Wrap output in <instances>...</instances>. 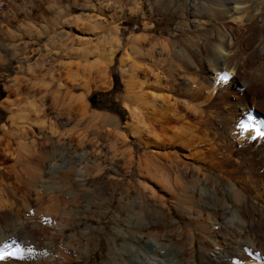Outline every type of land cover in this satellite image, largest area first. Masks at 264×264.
Returning a JSON list of instances; mask_svg holds the SVG:
<instances>
[{
    "label": "bare ground",
    "instance_id": "6f19581e",
    "mask_svg": "<svg viewBox=\"0 0 264 264\" xmlns=\"http://www.w3.org/2000/svg\"><path fill=\"white\" fill-rule=\"evenodd\" d=\"M20 1L0 0V64L16 62L1 105L0 264L88 263L100 242L69 233L73 209L108 170L126 220L105 264L264 263V0ZM73 6L98 14L69 17ZM137 15L142 29L124 36ZM164 16L177 27L154 34ZM22 18L45 23L24 30L49 47L32 63L39 49L7 27ZM115 60L123 118L86 100L109 88Z\"/></svg>",
    "mask_w": 264,
    "mask_h": 264
},
{
    "label": "rangeland",
    "instance_id": "374dc122",
    "mask_svg": "<svg viewBox=\"0 0 264 264\" xmlns=\"http://www.w3.org/2000/svg\"><path fill=\"white\" fill-rule=\"evenodd\" d=\"M28 1V0H23ZM55 1V0H54ZM75 3L78 2V4H81L83 2L79 0H74ZM73 0H62L63 7L67 8L66 6H72L71 4L74 3ZM18 4H21L20 0H16ZM93 3H95L93 1ZM30 11L32 9H29ZM37 12L33 8V12ZM69 13V17H72L73 15H93L98 14L97 12H91L89 9L82 10V8H77L76 6L72 7L71 11H67ZM20 19V17H19ZM29 19L22 18L20 21H16L12 23L11 25L7 26L8 29H10L11 32H13L18 37L21 35L25 36L23 41L21 39H16V47L21 46L22 43H27L31 47H35L39 49V53H35L34 56L30 59V63L34 62L38 59L39 54L43 53L45 49H49V47H44V45H47L46 38L43 39V41L39 43H35V38L33 35H26L24 34L25 31H29L28 23H31L34 25V27L41 29L42 25H44V22H33L32 20L29 22ZM121 21H124L123 19ZM177 17L175 16H164L162 18H157L154 21V34H160V33H168L169 31H173L175 27H177ZM142 18L140 15L137 16H131L124 22H120V29L125 30L124 36H126L127 30L133 31V32H139L140 29H142ZM37 23V24H36ZM10 27V28H9ZM139 29V30H138ZM95 34V33H94ZM87 39H89L88 42H91L90 45L97 46L100 40L97 39L99 34H89L84 32L83 34ZM98 35V36H97ZM30 37V38H29ZM8 41H5V44H7ZM97 42V43H96ZM96 43V44H95ZM95 44V45H94ZM48 46V45H47ZM3 54V53H1ZM33 55V53H31ZM93 58L90 57V61H92ZM117 60H115L114 64L111 66L110 71V85L109 88H93L87 95V102L89 107L92 110L105 112L107 114H110L112 116H120L121 118L124 117L125 111L122 108L120 96L123 94V84L121 82L120 74L118 72V65ZM102 66L101 64H98V66L90 69L85 70V80L88 84L91 86L95 83H97L99 79V74L97 73V70ZM16 73V62L12 61L10 63H3L0 64V135L2 133L1 127L2 125L9 126L8 122V116L9 114L4 110V108L1 106L4 104L2 100L5 97L6 92L3 89L4 82L12 77ZM101 146H98V149L101 151L106 150L105 142L101 141ZM84 150L89 152V156H91L92 148L85 146ZM114 168H119L117 165L113 166ZM113 168V169H114ZM111 169V168H110ZM119 171V169H117ZM120 172V171H119ZM110 170H108V173L98 175V177L94 178H88L86 184L84 185L82 189V194L79 196V200L77 204H75V207L73 209V213L76 214L78 212L82 213L79 215V217L75 218L74 224H72L69 230V233H74L76 231H83L86 227L92 228L93 233L91 236L93 239L98 240L99 239V247L94 251V253L90 256V260L86 264H105L108 261V247L106 244L110 243L111 239L115 237V232L120 231L123 233L120 222H122V219H125L126 213L123 211L121 207V203L118 199V194L125 192V187H122L117 191V193H114V191L111 190V182L107 178L110 176ZM133 175L131 176L130 180L135 182L137 180V177ZM134 178V179H133ZM71 189V188H70ZM76 190V187L73 188ZM70 191V190H69ZM95 192V193H94ZM71 219V218H70ZM106 243V244H105ZM152 246H150V250H152ZM148 249V251H150Z\"/></svg>",
    "mask_w": 264,
    "mask_h": 264
},
{
    "label": "snow or ice",
    "instance_id": "6c2138e0",
    "mask_svg": "<svg viewBox=\"0 0 264 264\" xmlns=\"http://www.w3.org/2000/svg\"><path fill=\"white\" fill-rule=\"evenodd\" d=\"M17 252H19V249H17Z\"/></svg>",
    "mask_w": 264,
    "mask_h": 264
}]
</instances>
